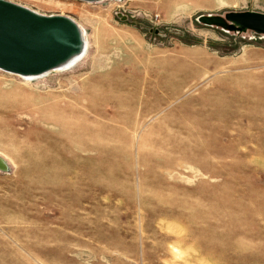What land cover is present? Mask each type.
<instances>
[{
  "label": "rangeland",
  "instance_id": "1",
  "mask_svg": "<svg viewBox=\"0 0 264 264\" xmlns=\"http://www.w3.org/2000/svg\"><path fill=\"white\" fill-rule=\"evenodd\" d=\"M83 57L0 69V264H264V0H7ZM87 42V44H86Z\"/></svg>",
  "mask_w": 264,
  "mask_h": 264
},
{
  "label": "water",
  "instance_id": "2",
  "mask_svg": "<svg viewBox=\"0 0 264 264\" xmlns=\"http://www.w3.org/2000/svg\"><path fill=\"white\" fill-rule=\"evenodd\" d=\"M197 20L235 34L264 35L263 12L202 14ZM84 49L83 32L72 19L40 15L22 5L0 0V69L24 76L41 75L82 54Z\"/></svg>",
  "mask_w": 264,
  "mask_h": 264
},
{
  "label": "bare ground",
  "instance_id": "3",
  "mask_svg": "<svg viewBox=\"0 0 264 264\" xmlns=\"http://www.w3.org/2000/svg\"><path fill=\"white\" fill-rule=\"evenodd\" d=\"M85 41L86 38L84 37ZM87 44V42H86ZM83 57V54L73 56L68 62H66V65L74 64L75 62L79 61ZM8 167L6 161L4 159L0 158V168L6 169Z\"/></svg>",
  "mask_w": 264,
  "mask_h": 264
}]
</instances>
